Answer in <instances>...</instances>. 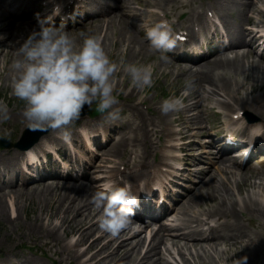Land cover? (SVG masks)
Segmentation results:
<instances>
[{
	"label": "bare ground",
	"instance_id": "6f19581e",
	"mask_svg": "<svg viewBox=\"0 0 264 264\" xmlns=\"http://www.w3.org/2000/svg\"><path fill=\"white\" fill-rule=\"evenodd\" d=\"M12 1L15 3L20 0ZM141 1L122 0L119 6L113 9L107 8L102 16L97 12L100 16L84 21L80 27L81 31L83 29V32L88 34L102 33V44L110 56L109 50L113 45H117L115 48L121 46L120 51L118 48L113 49V56H111L113 60L118 61L115 59L116 55L125 57L123 54L126 53L127 63H144L145 59L153 53L149 40L144 37L146 27L154 25L155 18L151 17L156 16V20L160 19V13L155 15L148 11L142 12L138 11L136 6H132V3L141 4ZM195 1L154 0L153 4L162 9L161 19H169L176 11L181 14L182 11L179 9L186 8L188 15L181 24L186 29V34L194 38L205 30L206 25L209 26L211 19L206 16V9L212 8L213 14L220 17L224 23L227 29L226 35L233 41L232 44L208 57L207 60L202 61L204 58L197 60L196 67L185 62L184 56L172 59L159 58L156 63H153L151 66L154 74L160 72L163 77H171L172 80L182 75L187 81L184 83V88L187 90V95L183 97L184 107L179 111L168 113L176 114L173 118L177 121V123L173 122L175 127L170 124L171 120L162 125L156 123L155 115L147 118L143 114L142 122L138 121L130 129L127 125L128 122L131 124L130 117L127 119V114L123 112L122 116L115 120L103 118L102 125L106 124V132H108L107 138L103 141H108L106 146H103L104 142L100 143L103 147L99 161L102 163L110 161L108 156L112 155L120 156L118 162L126 165L128 170L136 169L138 163H141V166L146 164L149 161L140 158L142 153L149 156L151 148H156L153 134L160 137L157 140L161 139L162 134L172 137L175 143H170L171 146L179 144V138H182L186 146L190 145L193 135L205 133L202 121L205 110L212 104L222 109L226 108L223 110L224 117H227V111L230 108L237 107L234 113L243 109H252L258 116L264 118V59L255 58L250 53L247 45L252 43L257 32L246 27L248 21L254 22V25L264 26V7L258 4L260 0H211L208 4H201L200 7L194 4ZM143 2L152 4L149 0H143ZM260 2L264 5V0ZM236 11L243 16L246 12V16L234 24L230 17H235ZM10 16L11 12L6 10L0 0V20L2 17L7 20L0 25V57L11 54L15 48V44L12 43L14 39L7 42L9 38H13L12 34L6 35L7 25L13 22ZM129 17H133L136 21L130 23ZM194 25L197 29H194ZM25 27H33L31 21L24 22L20 28ZM109 31L113 32L111 36ZM80 33L75 34L82 39ZM29 34L30 32L27 31L24 38ZM108 46L111 49H108ZM236 46L242 48L236 49L234 48ZM227 50L232 52V55H228ZM16 55H19L18 47ZM120 64L118 63L115 73L117 96L120 95L121 88L123 89L131 79L126 69H122ZM5 65L6 63L4 64L2 60L0 75L4 73V78L7 79L9 73L4 72ZM216 67L220 68L224 75L218 74L220 70L216 71ZM252 73L256 74L260 82L247 81L250 80ZM15 74L16 72L11 77L13 80ZM189 81L192 82L190 85ZM246 81L248 82L247 93L254 88V84H259L263 88L262 93L254 97L239 95ZM139 91L140 88L133 85L122 98L124 101L118 104L120 107L126 105L131 111L129 115L134 112L136 116L142 113V108L134 100L127 98L136 95ZM181 94L178 89L172 92V96ZM143 100L141 101L144 102ZM153 102L160 108V116H165L160 107L162 101ZM147 109L151 110L152 106L147 105ZM22 110L21 106L11 108L9 116L12 119L5 124L7 133L14 131L19 122L22 123L23 128L27 125ZM106 126L103 125L104 128ZM110 131H116L119 135L113 139L109 135ZM45 135L31 148L40 147V150L41 145L58 141L60 136L56 129L54 133L49 130ZM205 140L208 143L215 142L211 137ZM203 151L206 152V149ZM126 152L134 153V156L127 157ZM24 155V151L16 148L0 150V211L4 212L10 206L11 212L17 211L15 215L17 218L24 213L27 220L26 231L33 236V241L50 248L52 252H58L62 256L61 260H66L68 264H176L165 255L167 253L173 256L174 252L178 255V264H218V259L220 260L221 257L223 260L231 259V262L227 264H234L238 257L247 258L244 264H264V258L259 253L264 249V191L259 192L253 189L264 188V178L261 177L263 181L257 182L250 177L251 189L243 193L242 183H245L244 180L248 179V176L242 171L233 169V162L222 154L214 155L215 163L221 164L214 165L220 177H217L215 171L207 172L200 184H197L196 194L193 192L179 206L178 213L188 215L195 206L200 207L204 203L206 206L200 209L204 216L199 217L201 213L189 215L195 218L193 220L179 216L175 218L178 223L174 226L171 225L172 223H161L155 230L148 232L147 238L141 236V232L149 224L137 225L134 219L116 236L103 230L98 223L101 211L91 200L92 193L96 190L93 184L84 183L82 179L80 181L66 180L67 177L58 178L53 174L50 176L56 178V181H48L45 179L46 176L33 180L19 167ZM93 156L95 155L92 154L91 157ZM156 161L160 162L161 158ZM115 163L107 169V177L115 175V170L118 169ZM153 165L155 166V164L149 166V171L152 170ZM88 172L85 173L84 170L82 176ZM126 176L132 182L139 178L133 173H128ZM28 209L30 215L27 212ZM214 221L216 222L211 223ZM247 223L257 225L258 229L248 228ZM206 224L208 225L205 227ZM24 259L26 260H19L18 264L35 260L29 256ZM6 260L4 261L6 264L13 262L11 258Z\"/></svg>",
	"mask_w": 264,
	"mask_h": 264
},
{
	"label": "clouds",
	"instance_id": "9594fccd",
	"mask_svg": "<svg viewBox=\"0 0 264 264\" xmlns=\"http://www.w3.org/2000/svg\"><path fill=\"white\" fill-rule=\"evenodd\" d=\"M61 8L55 6L46 17H39V28L33 29L19 45V55L13 61L16 70L13 81L14 94L22 99V115L33 129H62V138L69 140L71 133L67 126L81 117L85 105L99 101V108L106 109L112 119L119 118L121 107L115 94L117 81L115 73L118 64L102 44L98 34L80 33L78 38L66 25H57L54 16ZM146 36L153 50L160 51L163 59L177 46L178 36L173 23L161 19L149 27ZM126 71L134 86L144 88L153 84V68L147 63H128ZM189 85L192 83L188 82ZM185 90L181 95L165 98L161 111L165 114L184 107ZM8 105L0 101V119L9 118ZM246 122L230 121L225 136L229 142L240 137ZM86 139L88 129L82 128ZM258 136H264V125H253L248 129V142L254 143ZM54 151V146H50ZM26 155L33 163L38 156L33 150ZM141 192L134 190L130 181L119 183L106 179L96 187L91 200L101 211L98 217L100 227L111 235H118L133 221L140 204ZM247 258H236L234 264H244Z\"/></svg>",
	"mask_w": 264,
	"mask_h": 264
},
{
	"label": "rangeland",
	"instance_id": "374dc122",
	"mask_svg": "<svg viewBox=\"0 0 264 264\" xmlns=\"http://www.w3.org/2000/svg\"><path fill=\"white\" fill-rule=\"evenodd\" d=\"M3 1H8V0H3ZM106 1L112 3L113 6H117V4L119 3L120 0H106ZM200 1H206V0H197V2H200ZM260 1H263V0H260ZM138 11H143V10L140 7V8H138ZM144 12H146V11H144ZM176 15H177V13L174 16H172L173 20H176ZM245 16H246V12H245V15L243 16L238 11H236L235 18H232L231 21L233 23H235L237 21H240V20L244 19ZM14 20L21 21L20 18H16ZM5 21H7L6 18L2 17V19L0 20V25L3 24V22H5ZM23 21H26V19H23ZM129 21L132 22V21H135V19L131 18V19H129ZM22 25H19L15 21H13L11 24L7 25V29L8 30H6V35H10V34L13 35L12 36L13 38H9V40L7 42H11L10 39H14V42H12V43L15 44V48L12 50L11 54H7L4 57H2V56L0 57V65H2V60H4V64L6 63L4 72L5 73L6 72L9 73V77L7 79L4 78V73H1V75H0V101H3V102H5L8 105L9 112H10L11 108L14 107V106H16V107H20V106L24 107V103H25L22 99H20L19 97H17L14 94V91H13V81L14 80H13V78H11V77H13V74L16 72V70L13 67V61L17 58V55H16L17 47L19 49V45L24 41V39H25L24 38V34L27 31L31 32L33 30L31 27L30 28L29 27H25V29L20 28ZM79 28L80 27L74 28V29H71L69 31L72 32L73 34L80 33ZM116 28L118 29V27H116ZM24 30L26 31L25 33H24ZM81 32H83V29H82ZM95 34H98L100 37L102 36V33H95ZM112 34H113V32L109 31V35L111 36ZM107 45H108V43H107ZM115 46H117V45L116 44L113 45L112 49H111L110 46H108V49H111V50H109V51H111V56H113V49L116 50L118 48V50L120 51L121 46H119L117 48H115ZM123 55L125 57H122L120 55H116L115 59L118 60V61H116L117 64L118 63L120 64V62H121L120 66H121L122 69H126V65L128 64L127 60H126L127 54L124 53ZM159 58H162V56L159 55V54H156V53H152L151 56H149L148 58L145 59L144 63L152 65L153 63H156L159 60ZM218 69L220 70V68H217V67L215 68L216 71H218ZM153 74H154V72H153ZM218 74L224 75V73L221 72V70H220V72ZM240 77L241 76H239V78ZM153 80H154L153 84H151L149 86H146L145 89L144 88H140V91L136 95L131 96V97H127L128 99L134 100V102L137 103V105L140 108H142L141 109L142 110L141 114H138L136 116V114L134 112L132 115H129V113L131 114V111L129 110V108L126 105H123L121 107L122 111L120 112L119 117L122 116V112H123V113L127 114V119H128V117H130V120H131V124H129V122L127 123L128 129H130L131 127L135 126L138 121L142 122L141 118H142L143 114L147 118H149L151 115H155L156 123H160L161 125L163 123L170 122V120H171L170 124H172L175 127L173 122L177 123V121L173 120V118L176 116V114H170L169 115L167 113V114H165V116H160L161 115L159 113V109L160 108L156 107L153 101H155V100L156 101H158V100L163 101L165 98L171 97L172 96V92H173L174 89L175 90L178 89V92L180 94L183 93L186 90L184 88L185 87L184 83H186L187 81L182 75L178 76L177 78L172 80L171 77L170 78L163 77L160 74V72H157L156 74L153 75ZM247 81L260 82L258 80V78H257L255 73H252V75L250 77V80H247ZM247 85H248V82L245 83L242 86V88L240 89V94L246 95V93H247L246 92L247 91ZM254 85H255L254 88L250 90V93H248V94H250L249 96L259 95L263 91V88L260 87L259 84H254ZM132 86H133V84H132L131 79H130L127 82L126 86L123 89L121 88V93L118 96V104H120L121 102L124 101V99H122V98H124V96L126 95V93L129 90V88L132 87ZM263 86H264V83H263ZM137 88H139V87H137ZM115 94L118 95L117 94V90L115 91ZM144 98H145V100H143ZM141 100H143L144 102H142ZM147 105L152 106V109L148 110L147 109ZM85 106H87L86 114L83 115L82 117L83 118H89L88 114H87L88 113V109H90V108H91L90 110H92V108L97 109L99 107V101L96 100V101H94L92 103V105H85ZM209 106H211V107L209 109L205 110L204 118H203V121H202V125L205 126L204 127L205 128V132H206L207 127L209 128L210 126H212V124L213 125L217 124V123H219V120H222L221 117L218 120L217 114L220 111L223 112V110H226L225 107L222 109L218 105H213L212 104V105H209ZM233 108L234 107H232L230 109H233ZM230 109L227 112H229ZM107 112H108V110L106 112L102 113V114L97 115L96 116L97 119H99L102 116L106 115ZM231 114H232V112H231ZM11 119L12 118L10 116H9L8 119H0V136L5 135V136L9 137L11 140L14 141V140H16L18 135L20 134L21 129L23 127H22V123L19 122L15 126L14 131H12L11 133L7 134V131L5 129V124H6V122L10 121ZM158 121H160V122H158ZM133 122H134V124H133ZM78 123H79L78 120H76L71 125H69L67 127L68 128H72L73 126L77 125ZM222 127H223V125H222ZM200 132L201 131L199 130V133ZM167 136L168 135L162 134L161 139L163 137H167ZM193 136H194V138H196L197 141L198 140L203 141V137H200L198 135H193ZM152 137H153V139L155 141L156 147L157 146L159 147V145L161 143L157 140L158 136L156 134H153ZM193 146H194L193 152H195V153L196 152H200L202 150V148H201V146L199 144H193ZM2 149H3V147L0 146V150H2ZM4 149H6V148H4ZM76 149H77V151L80 154L83 153L82 152L83 150H82L81 147H77ZM165 151H168V150L165 149ZM161 152H162V150H157V151L152 152V154L149 155V156H148V154H143L142 153V157L140 159H145V160L148 159L149 162H151V161L153 162V158L158 159L159 158L158 155ZM170 153H172V151ZM175 153L178 154L177 151H175ZM125 156L133 157L134 153L131 154V152H126ZM160 156H162V153H161ZM108 157H110V162L101 163L98 160L96 163L99 162L100 164H104V165H112L114 162L117 163L118 161H120V156L109 155ZM123 158H125L124 155H123ZM198 159H200V160H198V161H197V159L194 160V161H196V162H194L195 166H198V167L201 168L202 164H203L204 167L210 168L211 170L213 169L211 164H207L206 163V162L210 163L209 159H207L205 157H200V156H199ZM104 168H105V166H99L100 170H97V171H93V169H91V171L88 172L89 178L92 177V176H95V175H101V176L102 175H107V172H105V170H107L109 167H106V169H104ZM123 168H124V165L120 164V171L121 172H123ZM102 169H104V170H102ZM238 171H242V172L246 173V176H248V179L244 180L245 183H242V187L244 188L243 190L251 189L250 186H249V180H250L249 178L251 177V179H253V180L257 181V182L259 180H262V178H264V174H263L264 163H259L258 167L257 166H251V168L249 170L245 169V170H238ZM187 175L191 177V173H187ZM252 176H254V177H252ZM217 177H220V175H218ZM87 178L84 179L85 180V181H83L84 183L88 182V181H86ZM192 178H193V176H192ZM108 179H110V178H108ZM97 181L98 180H95V182H97ZM99 182H101V181H99ZM95 184L96 185H100L98 183H95ZM101 184H102V182H101ZM253 189H255V190L259 191V192H263L264 191V188H262V187L261 188L257 187V188H253ZM33 204H35V203L33 202ZM27 212L30 215L29 209L27 210ZM196 212H198V210H196ZM16 214H17L16 210H14V212H11L10 206L4 212L0 211V262H2L1 264H4L7 261L6 258L17 259L19 261L21 259L22 260H26L24 258H26L27 256L34 258L35 259L34 262L36 261V264H68V262L66 260H61L62 256L58 252H56V253L52 252L50 248H48L46 246H43L41 244L35 243L33 241V236L26 231L27 220L25 218L24 213L21 214V211H20L21 216L19 218H17L15 216ZM247 226L250 229H254V228L258 229L257 225H254V224H251V223H247ZM144 235H145V231L141 232V236H144ZM259 253L261 254V257L264 258V249L259 251ZM165 255L173 263L178 264L179 258L175 254V252L173 253V256H170V255H167V254H165ZM187 256L190 257L189 255H187ZM230 260L231 259L223 260V258L221 257L220 260L218 259L217 263L218 264H227V263L231 262ZM25 262H26L25 264H34V262H30V260H29V262H27V261H25Z\"/></svg>",
	"mask_w": 264,
	"mask_h": 264
}]
</instances>
